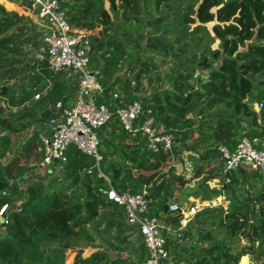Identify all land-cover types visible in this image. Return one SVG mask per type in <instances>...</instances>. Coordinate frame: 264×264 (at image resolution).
I'll list each match as a JSON object with an SVG mask.
<instances>
[{
    "label": "trees",
    "instance_id": "16d2710c",
    "mask_svg": "<svg viewBox=\"0 0 264 264\" xmlns=\"http://www.w3.org/2000/svg\"><path fill=\"white\" fill-rule=\"evenodd\" d=\"M2 1L0 164L12 155L0 166V211L7 207L0 264H68L74 249L71 264H143L144 243L137 256L131 252L138 227L105 192L139 193L145 186L152 187L149 217L165 216L171 230L167 264H264V177L216 164L221 146L264 142V82L248 78L252 71L264 76V0H57L67 22L89 36L90 69L102 86L98 103L115 112L141 102L174 135L173 152L181 144L199 156L190 178L169 167L170 153L148 151L116 121L99 132L98 167L69 146L61 172L36 175L44 158L39 130L62 116L75 88L35 54L44 34L27 10ZM168 57L174 66L165 88L158 60ZM178 195L222 198L227 206L206 208L183 227L182 215L169 210ZM82 242L100 247L86 255Z\"/></svg>",
    "mask_w": 264,
    "mask_h": 264
},
{
    "label": "built area",
    "instance_id": "2783aa9c",
    "mask_svg": "<svg viewBox=\"0 0 264 264\" xmlns=\"http://www.w3.org/2000/svg\"><path fill=\"white\" fill-rule=\"evenodd\" d=\"M22 2L28 15L38 16L50 23V31L41 40L38 56L46 59L49 70L61 74L72 73V78L75 79L72 103L64 108L59 119L50 121L51 134L41 136L44 158L39 170L47 172L55 169L61 172L69 146H75L82 154L93 157L98 167L102 161L99 153V132L107 124L115 121L129 136H140L148 151L158 153L164 150L170 153L172 156L169 167L177 168L173 155L174 135L164 131L151 115V111L144 110L141 102L135 101L115 112L98 103L102 86L95 72L90 69L89 36L84 31L75 30L67 22L65 12L58 1L22 0ZM38 98L39 96H36V99ZM61 106L62 104L59 103L58 107ZM262 106V103L255 104L254 110L259 113ZM144 114L147 116L145 120L142 118ZM218 154L224 169L238 170L245 167L264 177V142L260 148H256L249 139L244 138L233 150L225 146L219 147ZM192 171L191 166V169L181 171L180 174L190 178ZM104 177L107 179L106 176ZM105 194L109 200L124 207L127 223L138 227L148 252V257L143 264L170 262L165 233H170L171 230L166 226L165 216L149 217L153 204L152 187L145 186L139 193L130 191L117 193L110 188ZM209 207H212L209 202L202 201L190 206H180L177 202H172L169 210L180 213L183 217L182 226H186L197 213ZM6 211L5 206L1 209L0 215L3 216Z\"/></svg>",
    "mask_w": 264,
    "mask_h": 264
},
{
    "label": "rangeland",
    "instance_id": "374dc122",
    "mask_svg": "<svg viewBox=\"0 0 264 264\" xmlns=\"http://www.w3.org/2000/svg\"><path fill=\"white\" fill-rule=\"evenodd\" d=\"M2 4V3H1ZM10 9V8H8ZM12 10V9H10ZM215 46H213L212 48H214ZM37 53V51L35 52V54ZM158 66H159V70H158V73L159 75L163 78V81L161 82V85H164L165 88H169V85L168 83L165 81V75H168L170 74L171 72V69L173 68L174 66V63H173V58L172 57H168L166 59H163V58H159L158 60ZM257 92V91H256ZM256 94V93H255ZM27 135V134H26ZM26 135H23L22 137H20V139H23L25 138ZM19 141H17L18 143ZM21 145V143H18L16 145L17 148H19ZM179 148V149H178ZM177 150L179 151L178 153H175V151L173 152L174 153V157L176 159V164L178 165L177 168H175L176 170V173H181V171H186L188 169H191V166L192 168L194 167L193 166V163H194V158L200 162H202L201 160H199V156L197 154H195L193 151H189L187 149H183L181 148V144H177ZM12 154H10V157H11ZM10 157L8 158V160H6L5 162L1 163L0 166H4L7 164V162L9 161ZM217 159V158H216ZM217 165H221L219 162H216ZM217 184V181H213L211 183H209L210 186H214ZM194 187V185H192ZM192 187V188H193ZM177 200H181L183 201L184 200V205H187V206H190L194 203H200L201 200L200 199H194V198H190L188 200H185L182 198V195H178L176 200H174V202H177ZM204 203H206L205 201H203ZM212 207L214 206H218V205H226L227 206V203L225 201H223L222 198H219L217 199L216 201H213V202H209ZM183 205V206H184ZM225 206V207H226ZM194 217L188 222V224L190 223H194ZM186 224V226L188 225ZM185 226V227H186ZM197 227H201L200 225H197ZM200 229H204L205 228H200ZM244 243V242H242ZM81 245L86 249L85 251V254L88 255L92 250H94L95 248L97 247H100V245H96L94 243H88V242H82ZM136 248L134 247L132 249V253L137 256V253H136ZM77 249H74L72 251H69L67 253V263L68 264H71L76 253H77ZM247 261L249 262V259H247Z\"/></svg>",
    "mask_w": 264,
    "mask_h": 264
},
{
    "label": "crops",
    "instance_id": "0c3cea01",
    "mask_svg": "<svg viewBox=\"0 0 264 264\" xmlns=\"http://www.w3.org/2000/svg\"><path fill=\"white\" fill-rule=\"evenodd\" d=\"M6 1H7V2H10V1H8V0H6ZM10 3H13L14 5L20 7L21 9L24 8V5H23L22 0H13V1L10 2ZM3 5H4V4H3ZM14 11H15V10H14ZM28 19H29L28 21H31V22H33L35 25H37V26H39L40 28H42V30H43V34H44V35L50 31V26L48 25V23H47L45 20H42V19L38 18V16H35V15H28ZM73 28H74V27H73ZM39 47H40V45L37 47V50H36L37 53H36V54H38ZM72 76H73L72 73H69V72H65V73H62V74H61L62 79H66V80H68V81H69V84H70L71 87H73V86H74V83H75V79H73ZM72 100H73V95L69 98L68 103L66 104V106H69V105L72 103ZM51 132H52V127H50L49 125L44 126V127H42V128L39 130V133H40V135H41L42 137H43V136H48V135H50ZM26 137H27V136H25V138H26ZM25 138L20 139V143H22L23 140H24ZM20 146H21V145H20ZM216 157L218 158V162L220 163L221 161H220V159H219V155L216 156ZM35 174H36V175H40V176H42V177L44 178L46 172H45V171H40V170L38 169V170L35 171ZM29 181H31V179H26V180H24V181L15 182V183H14V186H13V190H14V188H15V189L18 188V189H20V190L23 189V187H24L27 183H29ZM23 185H24V186H23ZM205 202H209V201H205ZM183 227H184V226H183ZM135 243H136V246H135L136 249H135V250H136V253L138 254V247H139V245L143 244L142 238H141V236H140L138 233H137L136 238H135Z\"/></svg>",
    "mask_w": 264,
    "mask_h": 264
},
{
    "label": "water",
    "instance_id": "95a60500",
    "mask_svg": "<svg viewBox=\"0 0 264 264\" xmlns=\"http://www.w3.org/2000/svg\"><path fill=\"white\" fill-rule=\"evenodd\" d=\"M248 78L252 81L254 84H259L261 82H264V76L262 74L256 76L255 72L252 71L249 75Z\"/></svg>",
    "mask_w": 264,
    "mask_h": 264
},
{
    "label": "bare ground",
    "instance_id": "6f19581e",
    "mask_svg": "<svg viewBox=\"0 0 264 264\" xmlns=\"http://www.w3.org/2000/svg\"><path fill=\"white\" fill-rule=\"evenodd\" d=\"M2 3L5 4V3H6V0H3ZM40 19H41V18H40ZM42 20H45V19H42ZM45 21H46V22L48 23V25L50 26V23H49L47 20H45Z\"/></svg>",
    "mask_w": 264,
    "mask_h": 264
}]
</instances>
